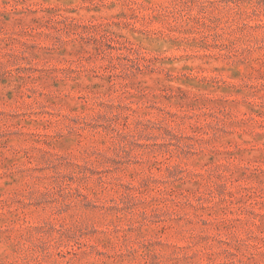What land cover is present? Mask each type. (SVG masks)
<instances>
[{"label": "clouds", "instance_id": "9594fccd", "mask_svg": "<svg viewBox=\"0 0 264 264\" xmlns=\"http://www.w3.org/2000/svg\"><path fill=\"white\" fill-rule=\"evenodd\" d=\"M0 264H264V0H0Z\"/></svg>", "mask_w": 264, "mask_h": 264}]
</instances>
